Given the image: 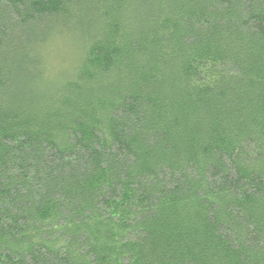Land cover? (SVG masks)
Returning a JSON list of instances; mask_svg holds the SVG:
<instances>
[{
  "label": "trees",
  "instance_id": "trees-1",
  "mask_svg": "<svg viewBox=\"0 0 264 264\" xmlns=\"http://www.w3.org/2000/svg\"><path fill=\"white\" fill-rule=\"evenodd\" d=\"M0 264H264V0H0Z\"/></svg>",
  "mask_w": 264,
  "mask_h": 264
},
{
  "label": "rangeland",
  "instance_id": "rangeland-1",
  "mask_svg": "<svg viewBox=\"0 0 264 264\" xmlns=\"http://www.w3.org/2000/svg\"><path fill=\"white\" fill-rule=\"evenodd\" d=\"M68 39V38H67ZM67 39H54L48 45L49 51L46 60L49 62V70L51 73L58 72L59 66L70 65L71 53L74 54L75 47L71 46Z\"/></svg>",
  "mask_w": 264,
  "mask_h": 264
}]
</instances>
